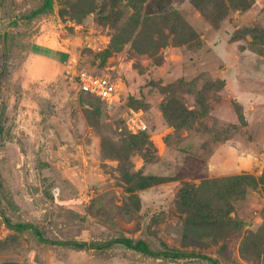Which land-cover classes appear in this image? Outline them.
Instances as JSON below:
<instances>
[{"label":"rangeland","instance_id":"obj_1","mask_svg":"<svg viewBox=\"0 0 264 264\" xmlns=\"http://www.w3.org/2000/svg\"><path fill=\"white\" fill-rule=\"evenodd\" d=\"M13 1L23 15L45 0ZM35 45L60 52L57 78L31 75ZM4 65L0 264H212L120 238L264 264V0H53L30 19L0 13ZM82 68L114 74L120 98L80 93Z\"/></svg>","mask_w":264,"mask_h":264},{"label":"trees","instance_id":"obj_2","mask_svg":"<svg viewBox=\"0 0 264 264\" xmlns=\"http://www.w3.org/2000/svg\"><path fill=\"white\" fill-rule=\"evenodd\" d=\"M14 4L13 0H0V13L1 17L3 18H14L16 20L22 19V18H34L36 15H38L41 12L47 11L52 9L53 7V0H45L44 4L40 7H38L35 10H32L28 14H23L20 15L18 11L13 10L14 8L11 6ZM7 37V33H4V43H5V38ZM33 51L36 53H41V54H46L49 56H52L53 52L51 49L48 48H43L40 45H35L33 48ZM0 192H1V186H0ZM31 227L35 234L42 239V235L39 231V229L30 224H24V225H18V229L22 228H29ZM53 244H56V241H51ZM115 242H119L127 247L139 250L141 252H144L146 254H154V255H159V256H170V257H204L207 259L210 263L212 264H220L217 258L212 257L210 255H203V254H198V253H193V252H185V251H180V250H174V249H152L147 242V240H133L131 238H120L116 239ZM61 244H64L62 242ZM77 246L84 247L87 243L84 242H75Z\"/></svg>","mask_w":264,"mask_h":264},{"label":"built area","instance_id":"obj_3","mask_svg":"<svg viewBox=\"0 0 264 264\" xmlns=\"http://www.w3.org/2000/svg\"><path fill=\"white\" fill-rule=\"evenodd\" d=\"M77 89L88 99H99L112 104L122 92V82L114 74L99 73L89 69L77 70Z\"/></svg>","mask_w":264,"mask_h":264},{"label":"crops","instance_id":"obj_4","mask_svg":"<svg viewBox=\"0 0 264 264\" xmlns=\"http://www.w3.org/2000/svg\"><path fill=\"white\" fill-rule=\"evenodd\" d=\"M52 52V56L36 52L29 54L25 60V65L33 77L46 81L57 78L61 74V70L66 65L65 61H61L59 56L56 55V53H60L59 51L52 49Z\"/></svg>","mask_w":264,"mask_h":264},{"label":"water","instance_id":"obj_5","mask_svg":"<svg viewBox=\"0 0 264 264\" xmlns=\"http://www.w3.org/2000/svg\"><path fill=\"white\" fill-rule=\"evenodd\" d=\"M7 61V54H6V59H5V62ZM6 65H4L3 69L0 71V81H1V77H2V73L4 71V68H5ZM0 214L4 217V220L7 222V219L2 211V209L0 208Z\"/></svg>","mask_w":264,"mask_h":264}]
</instances>
